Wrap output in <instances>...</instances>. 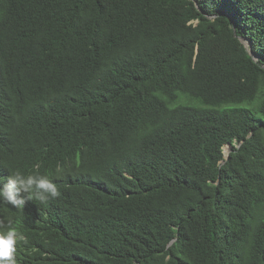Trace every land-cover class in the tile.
<instances>
[{
    "label": "trees",
    "instance_id": "obj_1",
    "mask_svg": "<svg viewBox=\"0 0 264 264\" xmlns=\"http://www.w3.org/2000/svg\"><path fill=\"white\" fill-rule=\"evenodd\" d=\"M16 170V264H264V0H0Z\"/></svg>",
    "mask_w": 264,
    "mask_h": 264
},
{
    "label": "clouds",
    "instance_id": "obj_2",
    "mask_svg": "<svg viewBox=\"0 0 264 264\" xmlns=\"http://www.w3.org/2000/svg\"><path fill=\"white\" fill-rule=\"evenodd\" d=\"M39 165H37V169ZM0 202L14 207H23L28 200H37L41 204L47 203L60 195L56 184L46 174L38 171L25 174L19 170L13 171L5 182L0 177ZM25 237L16 228L0 224V264H16L14 253L18 241Z\"/></svg>",
    "mask_w": 264,
    "mask_h": 264
},
{
    "label": "water",
    "instance_id": "obj_3",
    "mask_svg": "<svg viewBox=\"0 0 264 264\" xmlns=\"http://www.w3.org/2000/svg\"><path fill=\"white\" fill-rule=\"evenodd\" d=\"M242 41L246 44L249 45L248 41L246 39H244L243 37H241ZM250 53L251 55H253L254 57L256 56L255 53L250 49ZM232 151V147L231 144H228L224 150V157L225 159H227L229 157L230 152ZM225 160L222 161V163H224Z\"/></svg>",
    "mask_w": 264,
    "mask_h": 264
},
{
    "label": "rangeland",
    "instance_id": "obj_4",
    "mask_svg": "<svg viewBox=\"0 0 264 264\" xmlns=\"http://www.w3.org/2000/svg\"><path fill=\"white\" fill-rule=\"evenodd\" d=\"M232 147V146H231ZM226 148V147H225Z\"/></svg>",
    "mask_w": 264,
    "mask_h": 264
}]
</instances>
